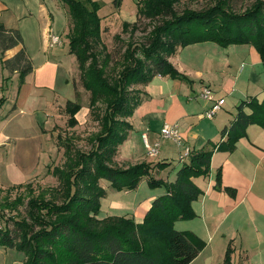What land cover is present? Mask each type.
<instances>
[{
    "label": "trees",
    "instance_id": "obj_1",
    "mask_svg": "<svg viewBox=\"0 0 264 264\" xmlns=\"http://www.w3.org/2000/svg\"><path fill=\"white\" fill-rule=\"evenodd\" d=\"M116 1L119 5L120 0ZM179 1L138 3L139 18L160 23L148 34L146 43L134 44L127 50L126 67L112 77L106 70L110 55L107 53L106 59H101L106 45L102 41L98 2L63 0L72 19L70 54L76 57L82 83L91 92L92 105L103 101L107 107L99 120L101 130L95 138L96 148L81 152L69 144L64 167L53 172L60 182L62 203L32 197L27 203L30 222L13 220V230L0 224V247L23 252L24 264H191L206 248L203 239L191 231L176 230L174 223L196 217L193 203L204 191L195 179L209 176L214 151L233 153L238 142L247 137L250 126L264 128V99L250 97L242 101L234 120L222 131L225 142L211 151L192 152L174 182L152 175L155 170L167 169V163L144 162L120 167L115 158L133 131L129 119L143 102L142 92L135 87L148 85L157 76L189 81L169 61L178 49L204 42L223 48L251 44L259 52L264 67V1L257 0L243 13L232 11V0H212L213 5L207 8H185L179 12L176 9ZM127 25L124 24L125 29ZM18 46H22L21 50L2 64L11 74H19L21 86L33 72V61L20 31L0 23L2 58ZM2 102L1 99L0 108ZM79 110V104L67 102L66 112L71 116L68 122L72 127L78 123ZM143 178H147L151 189L163 188L165 193L153 201L142 223L124 216L99 218L101 201L108 194L102 181L116 191H134ZM216 183L218 190L236 197L234 188H223L221 169L217 171ZM22 201L19 197L13 204L4 206L15 209ZM232 253L229 246L224 264H233Z\"/></svg>",
    "mask_w": 264,
    "mask_h": 264
},
{
    "label": "rangeland",
    "instance_id": "obj_2",
    "mask_svg": "<svg viewBox=\"0 0 264 264\" xmlns=\"http://www.w3.org/2000/svg\"><path fill=\"white\" fill-rule=\"evenodd\" d=\"M95 1L99 4L98 14L101 18L102 41L106 45L101 59H106L107 53L110 55L106 70L107 74L114 77L126 67L124 58L127 50H131L134 44L146 43L148 34L160 21L139 18L138 3L142 0H120L119 5L116 0ZM256 1L232 0V11L243 13ZM9 5L10 10L6 12V16L12 18L22 31L34 61L43 58L40 49L42 43L45 42L43 32L46 29L49 28L53 36L63 39V44L60 47L57 46L56 52L50 53L55 65L59 66L58 86L55 90L41 91L38 98H29L16 108L20 87L19 76L9 80L5 79L0 85V100H3L0 108V224L2 228L13 230V220L30 222L27 216V203L30 198L62 203L60 182L53 172L58 167H64L65 151L69 144L72 149L81 152H90L96 148L95 138L101 130L99 120L105 115L107 104L100 101L92 105L91 92L87 91L82 83L79 65L74 60V56L68 53L70 29L66 30L67 20L70 26L72 25L69 7L59 2V4L49 5L46 11L40 9L39 4L32 0L27 1L26 4L21 0H11ZM211 5H213L212 0H180L176 9L179 12L185 8L201 10ZM124 24H128L126 29ZM99 50H102V47H99ZM144 86L138 85L135 88L139 89L143 95ZM68 100H74L80 105V110L76 115L78 123L74 127L68 122L71 117L66 112ZM166 142L169 141L161 139L162 145ZM171 151H176L174 146ZM115 163L120 167L131 165L119 164L117 161ZM171 163L164 171L156 172L154 175L152 173L154 178L164 180L168 177L172 180L183 164L179 156ZM212 176H216L214 171H212ZM207 177L201 176L195 179L201 189L209 183V176ZM101 184L108 189L109 195L101 201L100 219L110 215L111 197L117 196L118 201L126 205H130L131 200L134 201L133 197H130L132 195L124 193L119 196L115 195L118 191L111 188L110 184L104 181ZM257 186H260L264 193L262 176ZM145 190H151L147 185V178L142 180L139 193L141 198L144 197ZM44 192L45 194L41 195ZM261 195L263 197L264 194ZM19 197L24 201L21 204L17 203L15 209L5 208L4 204H13ZM206 207L211 210L206 214L207 218L202 217L199 204H196L193 207L196 218L179 220L174 223L176 230L192 231L210 246L206 253L191 264H224L229 246L233 251L232 263L234 260L238 262L241 254H246L250 259V264H264V208L256 210L247 205L246 212L240 211L235 214L236 216L241 215V223L234 226L231 221L236 218L235 215L224 223L221 222V220L225 221L222 218L212 217L214 215L212 205L207 204ZM211 236L213 238L210 242ZM25 260V254L15 249L0 254V264L19 262L24 264Z\"/></svg>",
    "mask_w": 264,
    "mask_h": 264
},
{
    "label": "crops",
    "instance_id": "obj_3",
    "mask_svg": "<svg viewBox=\"0 0 264 264\" xmlns=\"http://www.w3.org/2000/svg\"><path fill=\"white\" fill-rule=\"evenodd\" d=\"M10 1L0 0V23L4 24L8 29L20 31L25 48L34 66L33 72L26 77L24 84L19 87L16 103V108H18L29 98H38L39 92L51 91L57 88L59 66L55 65L50 53L56 52L57 46L60 47L63 44V39L58 37L60 43H54L53 38L57 36H53L49 28L46 29L47 31L43 32V34L45 33L43 37L45 42L42 43V48L40 49V54L43 55V58L34 61L22 31L12 18L6 16V12L10 10ZM21 1L26 4L29 0ZM32 1L39 4L40 9L46 11L49 9L48 6L52 4L55 5L60 2L66 5L63 0ZM67 22L68 27L66 30H71L69 21L67 20ZM21 48L22 46H18L7 51L3 58L0 53V85L5 79L8 80L19 76L18 73L11 74L5 69L2 61L13 58ZM68 53L70 54L69 48ZM53 56L55 55L53 54ZM74 60L76 61L75 56ZM170 62L189 81L157 76L151 83L144 86L143 102L130 118L133 131H131L128 139L120 147L119 155L115 160L117 163L136 165L144 162L149 164L160 162L172 164L173 159L177 156L180 158L182 150L186 147H189L191 152L195 153L211 151L215 146L225 142L226 138L222 137V131L230 126L237 114V107L242 101L250 97H257L260 101L264 99V67L259 52L251 44L231 45L227 48L220 47L213 42L193 44L178 49L170 58ZM207 87L214 92L217 99H225L222 110L212 118L207 117L206 113L212 108L214 103L200 97L203 89ZM74 95L76 97V91ZM165 124H177L179 126L183 138V146H179L170 140L167 141L172 144L166 142L162 145L161 129ZM144 135L148 136L150 145L153 146L160 143L159 154L156 157L148 155L143 139ZM172 145L176 151H171ZM189 160L190 157L184 162L181 161V163L185 164ZM218 169L222 171L223 188H234L236 197H231L223 189L218 190L216 188V176H212V171L217 174ZM156 172L159 171H153V175ZM177 173L172 180L167 177L164 181L174 182ZM261 176L264 180V128L252 125L247 130V137L242 138L238 142L237 148L233 153L220 150L214 151L211 160L209 183L203 189L204 194L193 203V207L199 204L202 217L207 218L206 214L211 210L206 205H212L214 208L212 217L214 219L222 218L225 221L221 220V222L224 223L240 211L242 213L246 212L248 209L247 205L256 210L261 209V207L264 208V195L263 197L261 195L264 193L261 191L262 188L257 186ZM141 188L142 182L138 189L134 191H118L115 194L118 196L122 193L132 195L130 197H133L134 201L131 200L130 205L118 201L117 196L111 197L112 209H110V215L124 216L134 219L137 223H142L152 207L153 201L163 195L165 189H151L149 187L151 190H145L144 197L141 198L139 194ZM240 218L241 215L238 214L231 221L232 224L234 226L239 225L241 223ZM212 238L213 236L210 237V242ZM209 247L207 243L206 248L197 258L199 259L201 255L206 253ZM9 250L12 249L0 247V254L8 253ZM197 258L194 262L198 260ZM249 260L246 254H241L238 262L234 260L233 263L250 264ZM17 264L23 263L19 262Z\"/></svg>",
    "mask_w": 264,
    "mask_h": 264
},
{
    "label": "built area",
    "instance_id": "obj_4",
    "mask_svg": "<svg viewBox=\"0 0 264 264\" xmlns=\"http://www.w3.org/2000/svg\"><path fill=\"white\" fill-rule=\"evenodd\" d=\"M54 43H60V40L58 37L53 38ZM200 97L206 101L213 102L212 108L207 111L206 116L209 118L214 117L220 110H222L225 99L220 98L217 99L215 97L214 92L210 88H204L203 91L200 94ZM161 136L165 140L174 141L179 146H183V138L181 135L180 128L177 124H165L161 129ZM144 143L148 150V155L151 157H156L159 154V147L160 143H157L155 145H150L148 136H143ZM191 149L189 147H186L184 150H182L180 154V159L182 162H184L187 158L191 155Z\"/></svg>",
    "mask_w": 264,
    "mask_h": 264
}]
</instances>
